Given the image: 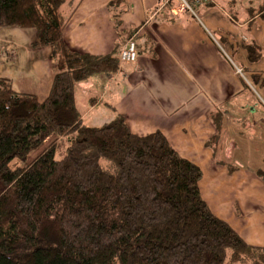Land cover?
Returning a JSON list of instances; mask_svg holds the SVG:
<instances>
[{
	"label": "trees",
	"instance_id": "1",
	"mask_svg": "<svg viewBox=\"0 0 264 264\" xmlns=\"http://www.w3.org/2000/svg\"><path fill=\"white\" fill-rule=\"evenodd\" d=\"M218 1L200 0L196 14ZM76 3L0 0V29H34L33 45L51 47L54 60L42 99L0 77V264H264V246L247 243L211 211L201 195L200 167L160 131L137 135L122 115L97 127L83 123L75 84L116 72L118 58L66 44L65 12ZM172 6L169 0L163 8L172 20L192 16L173 14ZM250 10L264 16V1ZM244 48L250 62L262 56L255 42ZM259 80L264 85L262 75L254 77ZM221 119L211 114L216 133L207 146L215 148ZM60 142L64 153L56 158ZM258 175L264 180L263 170Z\"/></svg>",
	"mask_w": 264,
	"mask_h": 264
},
{
	"label": "crops",
	"instance_id": "2",
	"mask_svg": "<svg viewBox=\"0 0 264 264\" xmlns=\"http://www.w3.org/2000/svg\"><path fill=\"white\" fill-rule=\"evenodd\" d=\"M254 2L219 0L196 17L172 20L165 9L151 17L159 0H77L65 12L62 34L73 50L116 57L134 37L135 62L118 61L116 72L75 84L83 123L97 127L122 115L137 135L160 131L200 167L199 187L211 211L247 243L264 246V180L258 175L264 171V85L254 81L264 77V16L251 12L263 1ZM36 41L34 29L1 28L0 77L42 99L54 60L51 47H35ZM250 42L262 49L254 62L244 48ZM216 112L222 119L214 148L206 143L216 133Z\"/></svg>",
	"mask_w": 264,
	"mask_h": 264
},
{
	"label": "built area",
	"instance_id": "3",
	"mask_svg": "<svg viewBox=\"0 0 264 264\" xmlns=\"http://www.w3.org/2000/svg\"><path fill=\"white\" fill-rule=\"evenodd\" d=\"M174 6L170 7V12L173 14L188 11L192 16L196 17V11L194 9L195 5L199 4L200 0H172ZM203 2H209V0H202ZM169 0H161L160 4L156 6L155 10L153 11L154 14L157 15L161 10L167 5ZM118 61L121 63H133L136 61L138 52H137V45L134 40V37L128 38L119 48L117 52ZM237 72L241 73V69L237 68Z\"/></svg>",
	"mask_w": 264,
	"mask_h": 264
},
{
	"label": "rangeland",
	"instance_id": "4",
	"mask_svg": "<svg viewBox=\"0 0 264 264\" xmlns=\"http://www.w3.org/2000/svg\"><path fill=\"white\" fill-rule=\"evenodd\" d=\"M258 1H264V0H255L254 4L255 5H258ZM238 8V6H236ZM53 140L52 137H49L48 140H46L45 142V145H47L48 143H50L51 141ZM45 145H41L37 150H35L34 152H32L30 155H29V158L28 160H32L44 147ZM58 151H57V154H56V158H61V156L63 155L64 153V150L61 149V146H62V143H58Z\"/></svg>",
	"mask_w": 264,
	"mask_h": 264
}]
</instances>
